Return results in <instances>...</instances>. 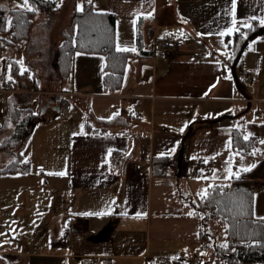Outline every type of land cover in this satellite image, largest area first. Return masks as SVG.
<instances>
[{"label":"crops","instance_id":"0c3cea01","mask_svg":"<svg viewBox=\"0 0 264 264\" xmlns=\"http://www.w3.org/2000/svg\"><path fill=\"white\" fill-rule=\"evenodd\" d=\"M6 2L0 7L9 9ZM22 6L18 9H31L30 3ZM94 7L114 15L117 48L137 54L115 92L104 88L101 54L76 53L71 90L63 89L57 50L72 18L68 27L33 22L27 40L6 47L12 39L0 31V50L18 43L24 53V64L0 57V71L15 60L39 80L38 90L20 84L21 94L32 100L19 108L43 116L51 109L58 114L62 104L73 107L69 121L45 131L41 119L31 134L37 136L30 166L62 180L46 181L28 196L36 212L30 223L45 221L51 210L55 218L37 227L36 244L25 231L13 235V212L5 210L14 203L12 194L0 193V219L8 213L0 231V264H229L217 253L223 238L211 212L201 209V199L212 185L232 183L237 170L248 172L244 181L255 187L254 217L264 219V34L250 41L234 64L226 41L249 20H264V0H94ZM53 12L60 14L57 8ZM168 38L186 43L162 57L154 46ZM243 69L253 74L250 85L241 83ZM18 90L0 91V117ZM135 100L141 102L138 113L131 110ZM237 126L245 137L259 140L254 155L233 149ZM162 159L170 178L158 173ZM57 188L58 196L48 200ZM17 189L24 184L11 191ZM71 224L81 232L67 242Z\"/></svg>","mask_w":264,"mask_h":264},{"label":"trees","instance_id":"16d2710c","mask_svg":"<svg viewBox=\"0 0 264 264\" xmlns=\"http://www.w3.org/2000/svg\"><path fill=\"white\" fill-rule=\"evenodd\" d=\"M31 9H8L0 7V31L5 32L8 26L15 29L12 40L3 44L4 47L15 42L27 40L31 34L33 17L44 7L49 10L56 8V1L28 0ZM81 10L76 11L71 19V29L63 33V41L57 50V71L61 84L71 77L74 56L76 53L101 54L105 58L103 85L105 90L115 92L123 84L129 60L136 56L134 51L119 50L116 46V23L114 15L97 11L94 0H82ZM264 34V26L258 20H249L240 26L233 34L226 36L229 50V62L236 63L248 44L253 39ZM9 69V72H8ZM7 78V87L17 90L21 81H26L38 89V77L30 70H25L20 63L10 60L6 68L0 71V83ZM15 94L8 100V112L5 115L0 131L7 130L9 123H13L14 131L0 143V150L12 149L16 159L0 173L16 174L30 171V162L24 160L22 150L33 130L40 122V113L22 110L21 104L30 103L18 101ZM259 140L255 137H245L241 126L232 130L233 149L252 156L258 147ZM159 160L156 168L160 166ZM249 173H240L232 183L214 184L207 194L202 197L201 209L208 217L222 223L225 227L228 247L224 248L219 257L229 264H258L264 263V219L254 217L255 187L244 181ZM214 208L212 211L211 209ZM219 252V251H218Z\"/></svg>","mask_w":264,"mask_h":264},{"label":"rangeland","instance_id":"374dc122","mask_svg":"<svg viewBox=\"0 0 264 264\" xmlns=\"http://www.w3.org/2000/svg\"><path fill=\"white\" fill-rule=\"evenodd\" d=\"M54 1V0H53ZM56 1V0H55ZM58 3L56 4V8L57 10H59V15H57V12H53L51 13V10L47 9L48 7H44L42 10L38 11V15L37 17H35L34 15V24L38 25V24H43L45 22H52L58 24V26H60L61 24L65 25L66 27L69 26L68 23V19H71L72 16L74 15L76 10H80L81 7L83 6V2L82 0H58ZM8 3L7 6L9 7V9H18L23 7L22 4L24 3V0H13V1H9L6 2ZM29 3V2H28ZM21 6V7H20ZM30 6H25V9L29 8ZM46 16H49V19L46 20ZM9 31L10 26H8L7 28ZM2 33V34H1ZM1 35L4 37L5 33L7 36V32H3L1 31ZM12 39V37H10ZM22 48H23V44H15L14 47H7L5 50L1 49L0 50V57L3 56H8L14 59H18L21 64H24V53H22ZM20 64V65H21ZM9 72V69H8ZM21 83H26L28 86H31L30 83L24 81H21L19 83V93L17 94L19 96L18 101H26L28 99L32 100V96H25L23 94H21V89H20V84ZM65 90H71L69 89L68 86V81L65 83L64 88ZM38 90V89H35ZM60 102L58 101V104ZM70 108V107H69ZM72 106L70 108V112H72ZM22 110H27V109H22ZM31 110V109H28ZM72 114V113H71ZM70 114V117L66 120H70V118H72L73 116ZM42 119V120H41ZM57 120V123L54 121ZM41 120V126H43L44 124H47L46 126H43L40 128V130H45L48 131L49 127H55V126H60V122H65V120H62L59 113L57 114V112H55L54 110H49L45 115L40 117ZM13 127L14 130V125L13 123H9V128L7 130H2L0 131V143L3 141V139L7 136H10L11 133H13L11 131V133H9L8 131L11 130V128ZM33 137L30 136V138L27 140L25 148L22 150V154L24 156V160L27 161L29 159V156H33V151L32 148L34 147L35 144V138L37 135H32ZM48 143L53 144L52 147L54 150V143L52 142L53 140L51 139V137L48 135L46 137ZM16 159V153L14 152V150L12 149H4V150H0V168H4L5 166H7L9 163H12L13 161H15ZM29 161V160H28ZM30 162V161H29ZM31 164V162H30ZM31 171H28V173L26 175H21L18 176L16 175V177L14 175H7L6 173H0V193L1 194H7L10 197V193L12 194V198H10L9 201L14 202L11 203L10 206H8L5 210H9V213H12V217L14 218L12 221V224H10L11 227V233L13 235L15 234H20L21 231H25V236L29 237V240H31L33 242V244L38 243L39 241H41V235L38 237V235L35 234V230L37 229V227H40V225L42 223H45V221L48 220H54L55 218V214L52 212L46 214L47 218L45 221L42 222H36L33 224L30 223L31 220V216L34 215L35 209L34 206L31 204L32 201L34 200H30L28 198V196L30 194H37L40 192V190L38 191V189H40L41 187H43V185L46 183H49V185H51L54 182H57L58 180L61 181L62 178L61 176H55L52 175V173H45V174H41L39 173L36 168H34L33 166L30 167ZM239 170H237L236 172H234L233 176L237 177L240 172H238ZM232 176V177H233ZM24 184V189L23 190H19L17 189L16 191H11L13 188H16L18 186H21ZM260 183L256 182L255 185H259ZM55 186V185H54ZM51 187V186H50ZM56 187V186H55ZM30 190V191H27ZM57 191H55V193H53V195L49 198L48 200H51V198H56V196H58L59 190L58 188L56 189ZM26 191V192H25ZM43 194V196H41V199H45L44 198V193L45 192H41ZM48 194V192H47ZM49 195V194H48ZM4 200V199H3ZM6 200V199H5ZM45 208H42V210ZM49 209V208H48ZM2 211H4V208L2 207ZM5 214V212H4ZM8 214V213H7ZM7 214H5V218L3 219V221H5V223L0 219V231L3 230V225L8 223L7 222ZM2 215V213L0 212V216ZM34 218H36L37 220H39V215H36ZM215 227L218 231V238L220 239L221 237L223 238V240H220L222 245H217L218 246V255L219 253H222L224 248L228 247V244L226 243L227 241V237L225 236V232H224V225L222 223H219V221L215 222ZM220 227H219V226ZM208 226L210 227V224H208ZM211 231V230H210ZM46 231H42L41 234H45ZM16 242V241H15ZM19 246V243L16 242ZM224 243H226L225 245H223ZM27 245L25 244V247ZM34 247V245H33ZM214 250L212 249L210 251L209 254H214L213 253Z\"/></svg>","mask_w":264,"mask_h":264},{"label":"built area","instance_id":"2783aa9c","mask_svg":"<svg viewBox=\"0 0 264 264\" xmlns=\"http://www.w3.org/2000/svg\"><path fill=\"white\" fill-rule=\"evenodd\" d=\"M0 1H2V0H0ZM5 1H13V0H5ZM14 34H15V29H14V27L11 26V28L7 32V36L12 37ZM185 43H186V40L182 39V38L164 39V40H161L155 44L154 51L159 53L162 57H168L174 52V50H176L180 46L185 45ZM240 80H241V83L243 85H246V86L250 85L253 81V74L250 71H248L247 69H243L240 72ZM7 82H8V79L6 77L2 79V81L0 83V91H2V92H8L9 91V89L7 87ZM140 108H141V102L139 100H135V102L131 105V110L134 113H138ZM58 113H59L61 119H63V120L67 119L71 114L70 108L67 104H62L60 106ZM263 117H264V114H263ZM3 119H4V116L0 117L1 121ZM114 165H115L116 170H120L122 167L120 160H116ZM158 173L164 177H168V178L172 177V171H171L170 167L165 163L160 164V166L158 167ZM211 210L213 211L214 208H212ZM80 232H81V230L78 226H76L75 224H71L69 226V228L65 231V234H64L65 241H67V242L72 241ZM93 264H97V263L94 262Z\"/></svg>","mask_w":264,"mask_h":264},{"label":"snow or ice","instance_id":"6c2138e0","mask_svg":"<svg viewBox=\"0 0 264 264\" xmlns=\"http://www.w3.org/2000/svg\"><path fill=\"white\" fill-rule=\"evenodd\" d=\"M89 2H91V0H89ZM24 5L27 6L28 5V0H24ZM261 23H264V20L261 21ZM182 131V129H181ZM99 215V214H98Z\"/></svg>","mask_w":264,"mask_h":264}]
</instances>
